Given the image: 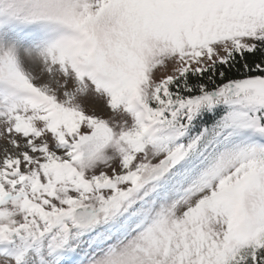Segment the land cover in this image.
Instances as JSON below:
<instances>
[{
	"label": "snow or ice",
	"instance_id": "snow-or-ice-1",
	"mask_svg": "<svg viewBox=\"0 0 264 264\" xmlns=\"http://www.w3.org/2000/svg\"><path fill=\"white\" fill-rule=\"evenodd\" d=\"M0 264H264V0H0Z\"/></svg>",
	"mask_w": 264,
	"mask_h": 264
}]
</instances>
